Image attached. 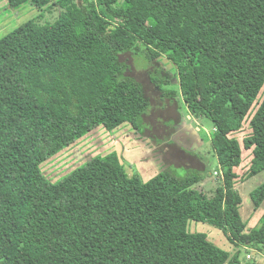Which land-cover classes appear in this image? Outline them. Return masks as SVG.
<instances>
[{"label":"trees","instance_id":"trees-1","mask_svg":"<svg viewBox=\"0 0 264 264\" xmlns=\"http://www.w3.org/2000/svg\"><path fill=\"white\" fill-rule=\"evenodd\" d=\"M7 2L41 12L0 38V264H241V247L264 246V215L247 232L236 187L243 148L264 145V97L256 108L264 0ZM52 7L60 15L41 23ZM140 46L150 62L164 55L176 66L189 114L213 122L224 182L212 195L200 170L181 176L168 168L144 180L116 151L91 156L56 181L42 170L99 126L144 131L151 100L121 59ZM152 80L162 101L178 94L167 80ZM246 122L251 132L241 143L235 134ZM165 126L164 134L156 129V145L190 162ZM260 155L248 177L264 171V147ZM251 197L262 204L264 182ZM190 221L219 228L238 250L190 232Z\"/></svg>","mask_w":264,"mask_h":264},{"label":"rangeland","instance_id":"rangeland-1","mask_svg":"<svg viewBox=\"0 0 264 264\" xmlns=\"http://www.w3.org/2000/svg\"><path fill=\"white\" fill-rule=\"evenodd\" d=\"M78 1L82 2L83 0ZM40 12L41 11L39 9L35 8L31 4L24 5L20 8H13L8 4L7 0H0V38L16 29L27 20L38 16ZM60 12L61 8L52 7L51 9L44 11L38 20L41 23L53 22L60 15ZM143 53V46H140V49H134L124 53L121 59L126 64L125 74L140 81L144 85L146 93L151 100L150 110L143 117L144 131L138 132L130 123H125L119 129L115 130L114 134L118 133L121 135L124 132L123 130L128 127L129 130L132 131L134 137L140 139L143 144L141 145L145 146V148H151V154L156 157V129L160 130L161 134H164L166 130L165 125H168L171 128L170 137L174 138L175 126H177L176 123H181V121H183V123L193 124L200 127V138L203 139L204 142L202 144L195 142L192 144L191 148L186 151V153L192 157L190 162L189 159L185 157L181 158V156L175 152H166L165 158L173 159L176 165H180L182 162L183 164H188L186 166L189 167L176 166L172 164V169L178 175L184 176L196 170H200V172L204 174V178L207 181L206 185H204L205 187L203 188L209 195L213 193L222 182H224L223 171L218 168V162L214 156V151L210 143L211 135L214 130L213 122L207 118L200 119L194 118L193 116L192 117L194 119L192 118L190 120V118H188V109L185 106L180 93L179 77L176 66L164 55L161 56L158 61L152 63ZM159 77L169 82V84L165 86L167 90H176L178 92L175 97L169 96V99L166 98L162 101V92L159 91L156 87V83L152 80ZM263 97L264 88L260 93L256 108ZM163 106L164 108H162ZM164 121L167 122L163 124ZM250 132L251 128L249 127L248 122H246L244 129L236 133L235 136L238 137L241 143H243L244 137ZM93 136L94 137L91 135V137H88L86 140L76 141L70 147L64 149L44 162L42 164L44 174L51 181H56L79 165L83 164L91 156H94L92 154L95 153L98 148H101L103 143H101L100 139L98 140V137H100L99 134H94ZM263 147H253L249 150H245L243 148V161L241 166L236 169L239 173V179L236 187L243 199L240 206V214L243 221L247 224L248 230L258 227L264 215V212L262 213L261 209L257 212L255 211L256 207L251 197V192L261 185L262 181H264V171L255 176L248 177V175L254 172L253 170H255L256 166L262 162L260 154ZM120 158L125 165L127 172L131 175L134 167L130 165L124 157H121V155ZM198 159H202L204 165H202ZM245 177L247 178L245 179ZM143 178L145 180L150 179L148 176H144ZM252 214H254V216L261 214L259 218L260 220L257 223L256 220H249ZM188 229L192 233H206L209 240L217 244V246L230 251L232 254L238 250V247L234 245L232 246L231 242L219 228L207 222L190 221ZM240 250L241 264H249L252 262L264 264V246H260L259 250L248 247H241Z\"/></svg>","mask_w":264,"mask_h":264},{"label":"crops","instance_id":"crops-1","mask_svg":"<svg viewBox=\"0 0 264 264\" xmlns=\"http://www.w3.org/2000/svg\"><path fill=\"white\" fill-rule=\"evenodd\" d=\"M188 118H190L191 120L193 117L191 114H188ZM176 124L177 126H175L174 138H172V140L178 146L185 149V151L189 150L192 144H194L195 142H199L201 144L204 142V140L200 138V131H201L200 127L195 126L193 124L183 123V121H181V123H176ZM120 127L116 128L115 130L119 129ZM115 130L108 131L105 127L100 126L92 130L90 133H88L86 136L82 137L78 141H82L84 139L86 140L88 137H91V135L92 137H94L93 136L94 134H99L100 137H98V140L100 139L101 143L103 144H102V147L98 148L97 151L93 153L92 155H96V154L106 155L110 152L116 151L119 154V156L121 155V157H124L130 165L137 168L140 174L142 175V177L148 176L150 177V179L154 177L155 175H157L160 171L168 169V168H172V164L176 165L173 159L165 158V153L163 154V152L160 150V148L157 145H156V157H154L153 154H151L150 152L152 149L145 148V146H142L143 144L140 141V139H137L136 137H134L132 131H130L128 127L123 130L124 132L121 135H119L118 133L114 134ZM210 143L214 151V156L216 157L217 162H218V158H217L215 149L213 147L212 139H210ZM198 160L202 165H204V162L202 161V159H198ZM186 165L188 164L186 163L183 164L182 162V164L176 165V166H186ZM218 166L220 170L219 162H218ZM186 167H189V166H186ZM206 182L207 181L204 179V181L201 183L202 187H205L204 185H206ZM263 182L264 181H262V183ZM210 195H212V193ZM255 209H256L255 210L256 212L259 209H261L263 213L264 212V201L259 207H256ZM261 214L257 216H254V214H252L249 220H252V219L254 221L256 220V223H257L260 220L259 218ZM254 228H257V227H254ZM246 231L247 232L249 231L247 224H246Z\"/></svg>","mask_w":264,"mask_h":264},{"label":"built area","instance_id":"built-area-1","mask_svg":"<svg viewBox=\"0 0 264 264\" xmlns=\"http://www.w3.org/2000/svg\"><path fill=\"white\" fill-rule=\"evenodd\" d=\"M217 172V171H216Z\"/></svg>","mask_w":264,"mask_h":264}]
</instances>
